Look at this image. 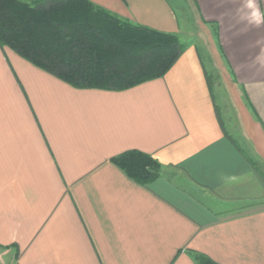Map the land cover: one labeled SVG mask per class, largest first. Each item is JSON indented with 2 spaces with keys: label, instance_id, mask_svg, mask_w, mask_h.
I'll list each match as a JSON object with an SVG mask.
<instances>
[{
  "label": "crops",
  "instance_id": "0c3cea01",
  "mask_svg": "<svg viewBox=\"0 0 264 264\" xmlns=\"http://www.w3.org/2000/svg\"><path fill=\"white\" fill-rule=\"evenodd\" d=\"M91 1L188 29L174 0ZM183 4L232 96L226 120L196 44L119 91L74 87L0 45V264H264V0ZM131 149L160 177L142 185L112 162Z\"/></svg>",
  "mask_w": 264,
  "mask_h": 264
},
{
  "label": "trees",
  "instance_id": "16d2710c",
  "mask_svg": "<svg viewBox=\"0 0 264 264\" xmlns=\"http://www.w3.org/2000/svg\"><path fill=\"white\" fill-rule=\"evenodd\" d=\"M0 45L74 87L117 91L163 77L185 51L178 34L120 18L91 0H0ZM111 160L142 185L161 175V162L142 150Z\"/></svg>",
  "mask_w": 264,
  "mask_h": 264
},
{
  "label": "rangeland",
  "instance_id": "374dc122",
  "mask_svg": "<svg viewBox=\"0 0 264 264\" xmlns=\"http://www.w3.org/2000/svg\"><path fill=\"white\" fill-rule=\"evenodd\" d=\"M177 7H181V12L184 13V16L189 17L188 29L185 30L184 33L178 34L180 42H182L185 46L190 44H196L200 49L203 60L205 62L207 73L209 75L210 84L213 87V92L215 94V99L219 103L218 109L223 119L226 120L228 113L232 114L230 106L232 105V96L230 95L229 89H227L224 79L220 73V70L215 67V63L213 62L211 56L208 54L209 51V43L205 36V33L199 23L195 20L194 13L191 11L187 5L183 4V0H174ZM179 9V10H180ZM135 23V22H134ZM174 33V32H172ZM177 34V33H176ZM54 75V74H53ZM228 110V111H227ZM233 116V115H232ZM262 176V175H260ZM263 178V176H262ZM264 180V178H263ZM252 186V184H251ZM250 189L253 187H249ZM248 189V186H247ZM264 191V189L262 190ZM261 191V192H262ZM261 197L264 198V193L262 192ZM264 203V200L263 202Z\"/></svg>",
  "mask_w": 264,
  "mask_h": 264
}]
</instances>
